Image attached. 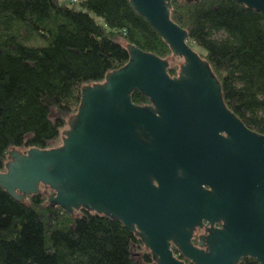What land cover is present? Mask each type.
<instances>
[{
  "label": "water",
  "instance_id": "water-1",
  "mask_svg": "<svg viewBox=\"0 0 264 264\" xmlns=\"http://www.w3.org/2000/svg\"><path fill=\"white\" fill-rule=\"evenodd\" d=\"M264 16V0H232ZM182 60L127 46L126 64L84 85L61 144L11 150L0 188L14 200L46 190L50 205L110 216L155 264H264V136L225 106L209 65L170 19L171 0H129ZM140 92L149 104L137 106ZM205 234L192 244L196 229Z\"/></svg>",
  "mask_w": 264,
  "mask_h": 264
},
{
  "label": "trees",
  "instance_id": "trees-1",
  "mask_svg": "<svg viewBox=\"0 0 264 264\" xmlns=\"http://www.w3.org/2000/svg\"><path fill=\"white\" fill-rule=\"evenodd\" d=\"M170 19L202 51L227 109L264 136V16L232 0H171ZM129 45L171 56L129 0H0V172L13 149L57 147L81 88L124 66ZM180 64L167 74L177 76ZM131 102L149 104L138 91ZM40 189L18 202L0 188V264H155L120 221L67 212Z\"/></svg>",
  "mask_w": 264,
  "mask_h": 264
},
{
  "label": "rangeland",
  "instance_id": "rangeland-1",
  "mask_svg": "<svg viewBox=\"0 0 264 264\" xmlns=\"http://www.w3.org/2000/svg\"><path fill=\"white\" fill-rule=\"evenodd\" d=\"M189 46L196 52V53H198V54H200V53H202V51L198 48V47H196L194 44H192V43H189ZM167 60H168V62L172 65V64H175V65H179V63H182V60H179V59H175V58H173L172 56H170V57H168L167 58ZM67 128V126L65 127V129ZM64 129V130H65ZM61 144V141H60V143L58 144V146ZM19 152H24V150H22V149H17Z\"/></svg>",
  "mask_w": 264,
  "mask_h": 264
},
{
  "label": "flooded vegetation",
  "instance_id": "flooded-vegetation-1",
  "mask_svg": "<svg viewBox=\"0 0 264 264\" xmlns=\"http://www.w3.org/2000/svg\"><path fill=\"white\" fill-rule=\"evenodd\" d=\"M7 161V160H6ZM202 234H205V230H204V228H202V229H196L195 231H194V233H193V237H192V240L193 239H197V243H196V245L198 244V237L200 236V235H202Z\"/></svg>",
  "mask_w": 264,
  "mask_h": 264
}]
</instances>
